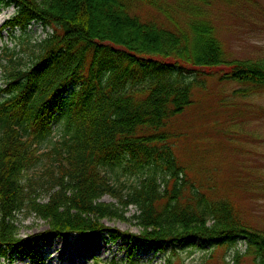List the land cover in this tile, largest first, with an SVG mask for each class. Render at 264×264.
<instances>
[{
  "label": "trees",
  "instance_id": "trees-1",
  "mask_svg": "<svg viewBox=\"0 0 264 264\" xmlns=\"http://www.w3.org/2000/svg\"><path fill=\"white\" fill-rule=\"evenodd\" d=\"M140 3L170 17L166 0H0L16 9L3 26L11 35L32 24L53 31L30 65L11 58L0 66L8 71L0 87V257L24 253L41 263L19 237L23 215L64 240L109 232L111 243L126 238L158 253L175 254L190 240L213 251L243 238L247 254L264 264V233L243 224L228 200L189 183L165 131L193 104L199 77L264 88V61L227 60L200 14L175 32L133 15ZM60 120L64 135L55 140ZM105 196L115 202L103 203ZM130 206L140 235L103 224ZM132 254L94 264H140Z\"/></svg>",
  "mask_w": 264,
  "mask_h": 264
},
{
  "label": "rangeland",
  "instance_id": "rangeland-1",
  "mask_svg": "<svg viewBox=\"0 0 264 264\" xmlns=\"http://www.w3.org/2000/svg\"><path fill=\"white\" fill-rule=\"evenodd\" d=\"M187 0H166L169 16L155 8L140 3L133 15L142 21H155L159 26L179 31L188 29L190 18H200L212 23L227 60L264 61V0H215L209 5H192ZM192 6L195 8L193 10ZM13 7L0 4V66L9 65L11 58L24 68L39 55L40 43L52 30L32 24L22 33L11 35L4 23L15 15ZM198 17V16H197ZM6 69L0 67V87L4 86ZM201 84L192 91L193 104L173 119L165 130L170 136L176 156L184 167L187 180L202 187L215 199H226L234 207L247 227L264 233V88L238 82H220L218 77H199ZM55 140L64 135L60 120L52 127ZM46 147V146H45ZM44 147V148H45ZM139 177L128 179L136 183ZM127 181V179H126ZM43 192L40 200L47 201ZM105 204L115 201L110 196ZM134 206L125 211L121 219H104L109 229L138 236L141 228L133 216ZM19 237L33 243L39 264H94L95 259L110 262L132 257L140 264H164L172 258L174 264H258L247 254L248 245L240 238L236 246H220L213 250L201 240L189 241L175 254L158 253L151 244L109 241V232H102L84 242L72 235L66 241L51 231L46 221L34 216H19ZM211 250V252L209 251ZM240 253L236 261V253ZM0 264H33L24 253L12 258H0Z\"/></svg>",
  "mask_w": 264,
  "mask_h": 264
}]
</instances>
